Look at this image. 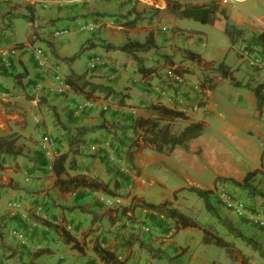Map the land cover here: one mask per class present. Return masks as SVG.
I'll list each match as a JSON object with an SVG mask.
<instances>
[{
    "label": "crops",
    "instance_id": "0c3cea01",
    "mask_svg": "<svg viewBox=\"0 0 264 264\" xmlns=\"http://www.w3.org/2000/svg\"><path fill=\"white\" fill-rule=\"evenodd\" d=\"M41 1L0 0V33H2V28L5 26L14 27V18L26 17L27 19V32L23 41H19L15 35H2L0 45L42 46L49 51L51 61L59 65L64 76L73 71L75 74H82L94 82L111 85L113 88L116 87L117 90L124 89L125 99L139 103L140 107H146L149 101L154 102L155 97L153 94L149 93L144 86L131 83L133 77L130 79L131 76H126L131 69L133 70V68H129V64L126 65L127 60L129 58L133 60V57L121 51H105L98 44L101 39L111 40L112 43L116 44L114 40L116 36L107 34V26L103 23L111 13H124L125 16L121 15L120 17L119 21L121 22L134 17L135 22H137L136 18L139 15H145L144 13L141 14L143 8L148 10L151 9L150 7H154L162 11L166 5V0H66L63 6H44ZM181 1L200 3L209 0ZM244 1L246 0H232L229 5L218 6L225 10L231 24L254 32L262 30L263 27L256 23V18L236 9L239 8L238 3ZM255 2L264 3V0H253L251 4ZM112 17L114 18V16ZM61 19L68 20L70 23L57 25L56 22ZM179 19H176V23L179 22ZM259 19L264 22V17ZM152 21L150 20L149 24L145 22L147 25L144 28H149L148 26H151ZM65 26L70 29L66 36L57 39L50 36L52 30ZM123 26V28L128 29L131 25L123 24ZM120 27L122 28V26ZM15 33L16 30H14ZM89 42L97 45H92L93 47L87 48L83 52L86 53L88 58L92 54H99L106 61V64L92 70H88L86 66L78 69L76 62L78 56L73 61L68 58L82 44ZM219 53L216 52L217 55ZM220 54L222 56V53ZM136 55L144 56L143 52H137ZM235 57L236 55L232 52L231 60L238 62L235 61ZM144 60L146 61V58ZM109 65L117 66L119 72H116L115 68ZM244 65V82L242 81L241 84H244L245 88L247 87L245 84L253 85L255 82L264 80V71ZM229 68L232 70L234 67L229 66ZM234 72L232 71V75ZM40 77L39 69L25 48L18 50L17 54L11 59V65L8 68H4L0 64V90L7 92L6 96H0V135L16 137V150L14 153L0 152V264H12L14 250L18 251L21 256L20 260L29 259L32 264H91L96 260H100L93 251L95 244L114 250L115 253H121L124 252L121 251L122 249H127L126 256H129L126 262L121 264H144L146 263V257L144 261L139 259L146 256L147 250H153L151 248L152 240L147 235L140 234L141 241H133L131 230L124 227V219L127 217V213L133 210L136 197L141 201L155 203L159 198L157 193L160 191L164 193V195L161 194L163 197H167L168 193L173 191L183 194L188 186L214 190V187H218L214 183V178L217 176L241 180L248 171L261 170V167L256 166L249 167L245 164L240 166V163L235 161L234 156H231L228 160L225 159L224 156H228L231 150H228L226 146L216 140L214 145L212 143L208 145L202 143L204 140L200 142L202 132L190 139L185 146L174 148L171 152H157L145 145L136 153L131 154V161L136 171L135 175L122 178L121 187L115 191L122 193L123 188L127 185L124 184L125 179L126 181L131 180L133 183V199L126 196L124 207L121 208L106 207L98 200V192L85 188L73 189L71 186H67V188L60 187L55 181V176L47 172L37 142L43 133H47L53 139L58 152L63 153L68 149L67 136L73 135L76 128H88L78 136V138H84V142L80 143L83 144L78 147L82 150L74 153L78 169L68 170V172L70 175H77L81 171H85L90 178L112 184L113 180L118 178V174L115 169L106 168L104 162L106 159L102 156L104 142L111 139V135L107 133L104 125L109 127L111 124H117V122H121L122 119L128 117L127 114H122L121 110H118L115 114L104 112L100 109V101H96L93 108L78 113L75 110V103L81 97L72 92L63 95L46 92L45 90L35 92L33 85ZM234 81L240 82L239 80ZM228 82L231 81L228 78H223L222 82H216L212 87L204 88L207 99L202 106L209 105L208 96L216 84H228ZM183 90H189L191 101L197 100L195 99L197 95L193 92L195 91L193 87L190 89V87L183 86ZM98 94L94 93L93 96ZM244 102V106L239 107L238 110L237 108L232 109L234 112L232 120L236 125L241 123L239 126L245 131L248 130V127L256 128L257 126V117L254 114L256 102L249 88L247 93L244 94ZM228 109L231 112V107H228ZM148 110L151 112L150 107ZM100 113L105 114L106 122H104V125L101 123V117L103 116ZM28 116L39 118V122L35 123L34 127L30 129L26 127ZM152 116H154L153 113H151ZM192 121L203 123L204 128L202 131L208 125L204 119L197 116ZM98 124L101 125L97 127ZM91 127L96 128L89 129ZM220 128L226 133L230 130L224 121L221 122ZM121 134L126 141L127 131H123ZM248 136L250 135L237 136L238 139L234 142L239 144L244 142L245 144L248 142ZM74 147L77 148L75 145L72 148L76 149ZM217 147H219V156L223 157L224 160L218 168L213 169L211 166L217 161L218 156ZM113 149L121 152L125 149V146L113 141ZM189 149L195 152L201 151L202 160L205 163H192V166L198 174L207 177L205 180L194 179L185 169L184 175L187 183H176L174 180L175 175H178L181 171V165L177 162L180 160L191 164L192 158L186 154ZM159 163L167 165V169H164V173L160 177L172 185L168 186L166 182L160 183L158 177L151 175L149 172L151 166ZM25 172H27L28 177L25 176ZM70 189L72 190L70 191ZM73 190L76 191L74 195L72 194ZM232 190L234 189L232 188ZM258 197L262 199L264 205V198L255 196L256 199ZM8 199L21 200L26 207L39 203L43 208V213L48 218H57L62 223H70L72 230L70 232L64 231L70 237V240H66V237L63 236L62 228H54L52 231L45 233L32 229L17 216L10 217L4 203ZM12 227L23 230L27 239L24 242L15 239L9 232ZM248 228L251 229V227ZM253 230L260 233L262 237L264 236V231H259L256 228H253ZM129 240H132V242L129 243ZM154 243L158 247H155L154 250L165 251L163 253H166L167 250H179L174 244H160L157 240ZM137 261L138 263H136Z\"/></svg>",
    "mask_w": 264,
    "mask_h": 264
},
{
    "label": "rangeland",
    "instance_id": "374dc122",
    "mask_svg": "<svg viewBox=\"0 0 264 264\" xmlns=\"http://www.w3.org/2000/svg\"><path fill=\"white\" fill-rule=\"evenodd\" d=\"M253 0H246L244 2H239V8L237 10L241 12L247 13V15L252 16L253 18L259 19L260 17H264V3H254L251 4ZM220 7V6H219ZM151 9H142V13L144 16L139 15L133 25L129 26L128 29L123 28V24L119 21L122 16H125L124 13H111L109 17H111L114 22L107 26V34H111L115 37L116 44H121L130 39L142 40L151 32L154 36L155 42L157 44V48L155 50H150L143 52L144 64L146 62V66H150L153 71L147 76L143 77L136 71V62L135 60L129 58L127 60V64L131 69L126 76L133 77H141V82H132L133 84H140L142 86L151 85L155 83V81L161 80L163 75V70L167 66L173 67L175 70H180L186 76V85L184 87L191 89L194 88L197 100H194L198 104H200V108L197 113H193L192 115L185 116L184 118H174L171 120V130L172 132H178L185 124L188 122H192L195 116L204 119L206 128L201 131L202 139L200 142L204 140L205 144L212 143L214 145V141H219L220 144L226 146L230 154L228 156H224L225 159H230L231 156H234L235 161L240 163V166L248 165L249 167H261V170L264 169V107L262 112L255 113L257 119L256 128L248 127V130H245L233 122L234 112L233 108L239 109V107L244 106V94L247 93L248 87H244V60L240 56V50L242 47L241 40H238L236 43H232L228 40V37L214 26L209 23H201L194 19L189 18H180L179 22L176 23V17L165 14L157 8L150 7ZM146 10V11H144ZM146 12V13H145ZM114 16V18L112 17ZM108 17V18H109ZM151 22V26L149 25L145 29L144 26ZM145 22L147 24H145ZM26 17H16L14 18V27L5 26L2 28V33H0V38L2 35L5 36H16L19 41H23L26 37ZM57 25H61L64 23H70L68 20H58ZM145 24V25H144ZM67 25V24H64ZM122 26V28L120 27ZM163 26V27H162ZM120 27V28H119ZM14 30L16 33L14 34ZM130 34V35H129ZM51 36V33H50ZM66 36V35H65ZM61 38V37H60ZM101 42H111L106 39H101ZM3 46V45H0ZM116 51V50H114ZM236 55L235 61L231 60L232 52ZM118 52V51H117ZM196 53V58H191L190 53ZM216 52H220L219 55ZM166 54L170 58L164 59L162 55ZM223 58V59H222ZM88 56L83 51L78 55L76 62L77 67L80 69L81 67L87 66ZM239 59V60H238ZM223 60L231 67H234L232 71H235L233 74V78L229 79L231 82L228 84L218 83L214 86V89H211L210 95L208 96L209 105L206 104L202 106L206 102V92L203 90L204 88H210L205 84L208 83H216L222 82L223 78L219 77L216 72L212 71L213 66H215L219 61ZM118 64V63H117ZM124 65V66H126ZM120 66V65H119ZM122 67V65H121ZM90 70V69H88ZM116 72L117 69H115ZM113 79V77H112ZM132 80V79H131ZM234 80H239L240 82H233ZM203 85V86H202ZM116 88V87H115ZM114 88V89H115ZM128 88V87H126ZM117 90V89H115ZM124 89L120 91L123 92ZM199 90V91H198ZM186 98L189 97V90L185 91ZM191 95V94H190ZM92 100L94 102L100 101L101 103L105 101H109L111 104V111L113 113H117L119 108H124L122 114H127L126 118L122 119L121 122H117V124H111V126L107 127L104 125L106 122L104 113H100L102 118L101 123L104 125L107 133L114 134V136L120 130L116 131L117 126L127 120V118L131 121L138 120L140 117H151V113L148 108L150 107L151 101H149L146 107L139 105V103L135 101H128L125 99L121 104L119 102V96H105L103 93H99L98 95L93 96ZM247 103V102H246ZM135 108L136 114L130 115L127 109ZM228 107H231V112ZM107 112V113H110ZM127 112V113H124ZM258 112V111H257ZM128 120V121H129ZM226 122L227 126L230 130L226 133L220 128L221 122ZM165 119H160V124H163ZM35 125V121L32 116H28L26 121V127L33 128ZM248 131V132H247ZM143 130L138 127L137 131H127V139L125 144H128L129 149H131V154L136 153L141 148L145 147L143 142L141 141V134ZM120 133V132H119ZM249 134L248 142L244 144H239L237 141V136H242ZM122 136V134L120 133ZM113 136V137H114ZM123 137V136H122ZM112 140L111 149L112 151L119 157H123L126 160V147L123 151L117 152L113 149V141ZM124 138V137H123ZM188 143V142H187ZM38 146V142H37ZM213 147V146H212ZM76 148V147H74ZM217 161L211 166V168H218L223 157L219 156V147H217ZM39 150V148H38ZM75 150V149H74ZM79 150H82L79 149ZM189 149L186 154L191 156L192 160L191 164L186 163L184 161L177 162L181 165V171L178 175H175L176 183H187L184 172L187 170L188 174L194 179H206V175L198 174L193 168L192 163H205L203 161L200 152L190 151ZM40 151V150H39ZM133 151V152H132ZM164 153V152H162ZM227 157V158H226ZM127 161V160H126ZM107 169H114L115 166L111 165L109 162L107 163L104 160ZM207 164V162H206ZM164 169H167V165L164 163H159L155 166H151L149 168V172L153 176L158 177V181L160 183H165L160 176L164 173ZM117 171V170H116ZM129 176L133 177L136 173L135 167H132L129 170ZM138 172V171H137ZM166 173V172H165ZM116 177V174L114 175ZM128 176V177H129ZM255 182L259 184L262 188H264V174L263 172H259L255 178ZM168 183V182H166ZM172 185V184H167ZM218 187H214L212 193L210 195L211 203L215 206L219 218L212 215L210 212L206 210L204 207V203L201 197H199L195 192L190 191L188 188L180 194L178 191L169 192L167 197H163L164 193L162 191L158 192L159 198L155 201V203H149V201L138 200L136 197L134 202V207L137 205H155L166 210V213L169 214L171 210H175L178 213L183 214L185 217L191 218L197 222V227L187 226L186 228H180L175 232L173 236L174 245L179 250H154L156 245L152 239V249L147 250L146 256L139 260L144 261L146 257V263L144 264H264V257L260 256L257 252L253 251L247 244L244 243L240 238L231 235L225 226L221 223L222 220H229L235 226H238L241 231L245 234L251 236L255 240H257L264 247V236L251 227L249 229L244 225H241V221L232 214L231 211L226 209L222 204L218 197V194L222 191L220 189H224L230 191L232 195H236L240 199H243L245 202L250 203L251 199L247 197L246 193L235 186L229 183H216ZM232 188L234 190H232ZM133 189V188H132ZM170 189V188H169ZM72 189H70L71 191ZM159 191V190H158ZM116 193V192H115ZM163 194V195H161ZM134 193L131 192V199H133ZM255 198V197H254ZM259 199V200H258ZM258 199H254V203L252 206H255L262 214L264 213V205L262 203V199L258 197ZM1 201V200H0ZM139 201V202H138ZM5 203V202H4ZM255 228V227H254ZM207 229L210 232H213L223 239L229 242L227 247H220L214 244H205L201 241V230ZM258 229V228H256ZM155 231V229H153ZM259 231H264L260 230ZM134 239L141 240L139 234L132 233L131 234ZM155 245V246H154ZM158 248V247H156ZM126 250L122 249L120 254L122 255V262H126L128 256H126ZM137 251V250H136ZM13 262L12 264H32L31 260H20L21 256L18 254V251L14 250ZM145 254V253H144ZM58 256V254H57ZM8 257V256H7ZM139 257V255H138ZM138 263V261L136 262ZM90 264V263H89Z\"/></svg>",
    "mask_w": 264,
    "mask_h": 264
},
{
    "label": "trees",
    "instance_id": "16d2710c",
    "mask_svg": "<svg viewBox=\"0 0 264 264\" xmlns=\"http://www.w3.org/2000/svg\"><path fill=\"white\" fill-rule=\"evenodd\" d=\"M162 12L176 18H189L197 20L201 23H209L219 31L223 32L228 37L229 41H231L232 43H236L238 40H241L242 47L247 48L250 52L264 54V28L258 32H254L231 24L228 21V17L225 10L223 8H220L218 6L217 1L215 0H209L207 2L200 3H185L181 0H166V5L162 9ZM121 23L132 25L135 23V17L129 20L122 21ZM92 45L97 44H93L92 42L82 44L81 47L68 59L73 61L80 54V52L84 51L87 48L93 47ZM98 45H100L105 51L116 50L130 54L136 62V71L143 77L147 76L153 71L150 66H146L144 64V58L142 56L136 55L137 52L146 53L150 50H155L157 48V44L151 32L148 33V35L143 41L130 39L121 44H115L112 42H99ZM162 57L164 59L170 58L166 54L162 55ZM190 57L196 58L198 56H196V53L194 54L191 52ZM175 71L183 73L180 70ZM212 71L216 72L217 75L221 78H233L232 70H230L229 66L223 60L219 61L215 66H213ZM65 81L70 85L72 91L80 97L92 99L94 93H103L107 97L118 95L119 102L121 104L123 103L125 95L120 90H115L111 85H105L98 82H94L86 78L82 74H75L73 71H70V73L65 76ZM205 85L208 87H212L214 83H208ZM245 85L252 91L254 95L256 102L255 113L260 114L264 107V80L255 82L253 85ZM174 90L180 93L185 99H188L186 98L187 96L183 89L175 87ZM150 108L154 116L140 117L138 118V120L134 121H131L127 118L124 123L117 126L116 131L120 130L119 132L121 133L123 131L130 130L134 132L137 131L138 127H140L143 130L141 134V141L144 145L150 147L151 149L157 152H171L174 148L185 146L190 139L196 137L204 128L203 123L192 121L185 124L178 132H172L171 120L180 117L184 118L185 115L175 109L169 108L167 105L158 101L152 102L150 104ZM112 114L115 113L112 112ZM160 119H165L166 122L160 124ZM100 125L101 124H98L96 126L99 127ZM95 128L96 127H91L89 129ZM87 129L88 128H76V131L73 135L67 136L68 149L63 153H59V155L56 157L52 164L55 181L59 184L60 187L67 188V186H71V188L73 189L88 188L90 190L99 191L104 194H114V192L121 187L122 178L128 177L127 174L117 171L118 178L113 180L112 184H109L106 181L95 180L81 173L77 175H70L68 172V170L78 169L76 165V160L74 158V153H77L79 151L78 147L83 144L80 143L84 142V138H78L79 134L83 133V131ZM119 132H117L115 136L114 134H111V137L113 139H117L114 140L116 143L126 147V160L129 166L132 168L133 164L131 161V152L129 151V146L128 144H125L126 141L120 135ZM15 140V136L0 135V152L9 154L14 153L16 150ZM74 145L77 146L75 150L72 148ZM259 172H263L264 174V170H250L242 177L241 180H236L232 177L217 176L216 178H214V183H229L235 186L236 188L244 191L247 197L251 199L250 203L253 205L255 204V196H260L264 198V188H262L259 184L255 182V178ZM126 182L128 183L129 181H126L125 179L124 184H127ZM188 189L190 191L195 192L199 197L202 198L204 207L208 212H210L215 217L219 218L215 206L211 203V197L209 195L212 193L211 189H203L196 186H188ZM229 194L232 197H236V195H232L230 192ZM221 204L223 205L222 202ZM168 215L175 218L176 223L181 228H185L187 226L197 227L198 225L195 220L185 217L183 214L178 213L175 210H171ZM235 218L237 217L235 216ZM237 219L241 221V225L246 224V227H255L260 230H264V227L262 226H254L253 224L249 223L245 217ZM221 223L225 226V228L231 235L240 238L253 251L257 252L260 256L264 257V247L257 240L245 234L243 231L240 230L238 226H235L229 220H222ZM62 234L66 237V240H70V237L67 235L66 232H64V230ZM201 234V241L205 244H214L224 248L227 247L229 244L227 240L223 239L221 236L213 232H210L207 229H202ZM132 240L136 241V239L134 238H132ZM132 240H129V243H131ZM93 251L103 262L109 264H121L122 260L117 259V255H120V253H115L114 250H109L106 247H101L95 244L93 246Z\"/></svg>",
    "mask_w": 264,
    "mask_h": 264
},
{
    "label": "built area",
    "instance_id": "2783aa9c",
    "mask_svg": "<svg viewBox=\"0 0 264 264\" xmlns=\"http://www.w3.org/2000/svg\"><path fill=\"white\" fill-rule=\"evenodd\" d=\"M223 5L231 4L232 0H218ZM41 3L44 6L56 5L63 6L66 0H42ZM113 19H108L105 24H113ZM257 23L264 26V23L257 20ZM70 32L68 27L56 28L52 31V38L56 39L65 36ZM25 48L31 55L36 67L41 73L40 79H38L33 85L35 92H40L45 90L46 92L55 93L58 95H63L65 93L71 92L70 85L65 81L64 76L60 71V67L56 62L51 61L50 53L42 46L26 45L22 47L18 46H8L0 47V64L4 67L11 65V59L17 54L18 50ZM241 58L245 63L255 69L264 71V54L250 52L247 48H242L240 51ZM106 64V61L99 55L94 54L89 57L87 62V67L89 69H94L99 66ZM113 67L112 65H109ZM118 70L115 66L113 67ZM162 81H157L150 86L148 89L151 94L154 95L155 101L161 102L168 105L170 108L175 109L184 115H189L195 113L199 109V105L196 102H191L185 99L180 93L176 92L174 89L183 88L186 85V76L184 73H179L171 66H167L163 70ZM133 81H138V79H133ZM1 96H6L5 91H1ZM95 102L91 99L79 100L75 105V110L78 113H82L85 110H89L94 106ZM100 109L102 111H111V104L109 101L101 103ZM119 110L124 111V108H119ZM128 113L136 114L135 108L127 109ZM33 120L38 122L37 116H33ZM104 147L106 148V158L108 162L115 166L117 170L123 173H130L129 166L123 157L117 156L111 149V142L106 140L104 142ZM38 148L45 159L46 170L49 174L53 175L52 164L59 152L54 144L53 139L48 134H42L38 140ZM28 177L27 172L24 173ZM81 174L87 175L85 171H81ZM133 184L129 182L123 189V195H129L132 191ZM98 192V200L107 207H118L123 203V196L108 195ZM72 194H76L73 191ZM218 197L223 205L232 212L237 218L245 217L247 221L254 226L264 227V213L256 210L255 206L246 203L244 200L232 197L229 192L222 190ZM5 207L7 214L10 217H19L21 220L25 221L32 229H37L42 232H50L53 227H62L66 231L72 230V225L70 223H62L59 219H50L43 213V208L41 204L35 203L31 206L26 207L21 200L18 199H8L5 201ZM139 215L136 216L134 212L127 213L129 217L124 221L125 227L142 234H150L152 231L153 224H160L163 231L159 234V241L161 243H172L173 236L176 232L177 226L172 220L167 217L164 211L157 209L155 207L142 206L138 208ZM10 234L17 240L24 242L27 239L25 232L19 228L12 227L9 230ZM117 259L121 260L122 256L117 255ZM91 264H109L101 260H96Z\"/></svg>",
    "mask_w": 264,
    "mask_h": 264
},
{
    "label": "clouds",
    "instance_id": "9594fccd",
    "mask_svg": "<svg viewBox=\"0 0 264 264\" xmlns=\"http://www.w3.org/2000/svg\"><path fill=\"white\" fill-rule=\"evenodd\" d=\"M215 1H217V3H218V5H223V4H221L218 0H215ZM223 6H226V5H223ZM222 8V7H221ZM106 20H108V19H112L111 17H109V18H105ZM257 20H260V19H255V21H256V23H257ZM261 21V20H260ZM263 22V21H262ZM104 23V25H107V24H105V22H103ZM264 23V22H263ZM258 25H260L259 23H257ZM261 27H263L264 28V26H262V25H260ZM66 27V26H65ZM61 28V27H60ZM53 31V30H52ZM52 33V32H51ZM67 35V34H66ZM52 37V36H51ZM63 37V36H62ZM60 38V37H59ZM57 39V38H56ZM13 46H18V47H21V46H19V45H13ZM0 47H8V46H0ZM242 48H244V47H241V49ZM46 49V48H45ZM47 50V49H46ZM48 51V50H47ZM241 51V50H240ZM49 52V51H48ZM92 55H94V54H92ZM91 55V56H92ZM51 56V55H50ZM89 60V59H88ZM245 62V61H244ZM246 64V63H245ZM247 65V64H246ZM2 66V65H1ZM4 67V66H3ZM9 67V66H8ZM8 67H4V68H8ZM117 67V66H116ZM250 67V66H249ZM86 68L87 69H89L87 66H86ZM118 68V67H117ZM252 68V67H251ZM255 69V68H254ZM90 70H92V69H90ZM60 71H61V69H60ZM118 72H119V70H117ZM62 73V72H61ZM63 75V74H62ZM64 76V75H63ZM114 77V76H113ZM64 78H65V76H64ZM138 79V81H133V79ZM141 77H134V78H132V82H141ZM159 81H162V78H161V80H158V82ZM155 82H157V81H155ZM148 86L149 85H146V86H144L145 87V89L149 92V93H151L150 92V90L148 89ZM183 89V88H182ZM6 92V91H5ZM71 92L72 93H74L73 91H72V89H71ZM71 92H68V93H71ZM0 93H1V90H0ZM7 93V92H6ZM66 94V93H65ZM75 94V93H74ZM0 96H1V94H0ZM82 99H86V98H83V97H81V99H79V100H82ZM78 100V101H79ZM92 100V99H91ZM188 100H190V99H188ZM78 101H76V103L78 102ZM94 101V100H93ZM191 101V100H190ZM154 102H157V101H155L154 100ZM191 102H195V101H191ZM76 103H75V105H76ZM96 103V102H95ZM197 103V102H196ZM198 104V103H197ZM95 105V104H94ZM100 105H101V103H100ZM166 105V104H165ZM199 105V108H200V104H198ZM168 106V105H167ZM169 107V106H168ZM93 108V107H92ZM170 108V107H169ZM104 112H107V111H104ZM123 112V111H122ZM195 113H197V112H195ZM193 114V113H192ZM192 114H189V115H192ZM135 115V114H134ZM185 116H188V115H185ZM39 119V118H38ZM39 122V121H38ZM38 122H35V123H38ZM109 141L111 142V145H112V140L111 139H109ZM105 154H106V148L103 146V152H102V156L106 159V161H107V163H108V160H107V158H106V156H105ZM126 161V160H125ZM127 162V161H126ZM128 164V163H127ZM128 166H129V164H128ZM115 170H117L116 168H114ZM129 169H131V167L129 166ZM264 170V169H263ZM117 171H119V170H117ZM119 172H121V171H119ZM123 173V172H122ZM124 174H127L128 176H129V174L128 173H124ZM53 175H54V173H53ZM87 176V175H86ZM129 182H131V180H129ZM128 182V183H129ZM127 183V184H128ZM133 184V183H132ZM126 186V185H125ZM85 189H88V188H85ZM124 189V188H123ZM220 190H224V189H220ZM73 191H75V190H73ZM93 191V190H92ZM123 191V190H122ZM225 191H227V190H225ZM132 192V191H131ZM227 192H230V191H227ZM117 194H120V195H122L123 196V203H122V205L121 206H118V207H109V208H121L122 206H123V204H124V199H125V197L126 196H128L130 199H131V193L129 194V195H126V194H124L123 195V192L121 193V192H114V194H111V195H117ZM108 195H110V194H108ZM237 198H239V197H237ZM246 203H248V202H246ZM248 204H251V203H248ZM252 205V204H251ZM142 206H146V207H155V208H157V209H160V210H162V211H164V213H165V215L167 216V217H169L171 220H172V222H174L175 223V225L177 226V229H176V231H178L181 227L176 223V220H175V218H173V217H171V216H169L167 213H166V210H164V209H162V208H160V207H157V206H155V205H137V206H135V207H133V210H131V212H134L135 214H136V212L138 213L137 215H139V212H138V208L139 207H142ZM107 207V206H106ZM124 207V206H123ZM137 210V211H136ZM130 212V211H129ZM136 215V216H137ZM127 217L124 219V221L129 217V215L127 214L126 215ZM57 219V218H56ZM60 220V219H59ZM62 222V221H61ZM67 223V222H66ZM124 227H125V224H124ZM54 228H62V227H53L52 228V230L54 229ZM126 228V227H125ZM186 228V227H185ZM254 228V227H253ZM63 229V228H62ZM128 229V228H127ZM153 229H155V231L153 230ZM157 229H159V230H157ZM51 230V231H52ZM64 230V229H63ZM128 230H130V229H128ZM64 231H66V230H64ZM163 231V229H162V227L160 226V224H153L152 225V231H151V233L150 234H143V235H147L151 240L152 239H155V240H157L160 244H174V240H173V242L172 243H161L160 241H159V234L161 233ZM66 232H70V231H66ZM131 232L132 233H136L135 231H132L131 230ZM48 233V232H47ZM137 234H142V233H139V232H137ZM121 255V254H120ZM122 256V255H121ZM0 263H1V259H0Z\"/></svg>",
    "mask_w": 264,
    "mask_h": 264
}]
</instances>
